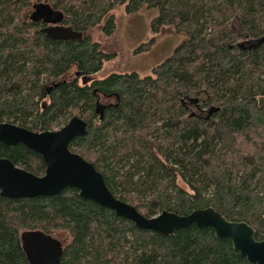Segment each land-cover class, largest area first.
<instances>
[{
	"label": "trees",
	"instance_id": "obj_1",
	"mask_svg": "<svg viewBox=\"0 0 264 264\" xmlns=\"http://www.w3.org/2000/svg\"><path fill=\"white\" fill-rule=\"evenodd\" d=\"M39 4L61 20H34ZM120 7L157 9L151 32L169 27L184 40L150 75L96 78L114 54L88 31L102 24L111 35ZM69 26L81 42L46 31ZM263 95L264 0H0V122L42 132L79 116L87 134L69 149L147 217L212 207L264 238ZM0 157L44 173L41 156L21 144H0ZM36 229L65 235L60 264H249L209 227L140 230L70 187L47 197L0 195V264H28L20 233Z\"/></svg>",
	"mask_w": 264,
	"mask_h": 264
},
{
	"label": "water",
	"instance_id": "obj_2",
	"mask_svg": "<svg viewBox=\"0 0 264 264\" xmlns=\"http://www.w3.org/2000/svg\"><path fill=\"white\" fill-rule=\"evenodd\" d=\"M34 20L57 23L61 16L47 5L39 4L32 13ZM52 38L82 41L83 33L72 27L46 29ZM264 105V95L259 99ZM98 108L102 118L103 107ZM87 134V123L79 116L58 130L42 132L9 122H0V144L7 147L21 144L38 153L44 163L43 175H35L0 157V195L8 198L47 197L60 194L65 188H74L80 197L113 211L117 216L131 221L140 230H150L169 236L175 231L195 224L209 227L215 237L229 241L232 248L245 257L249 264H264V238H255L254 228L245 221L227 220L212 207L195 209L187 215L163 210L147 217L135 206L117 198L107 187L104 178L93 163L69 149L70 142ZM20 241L28 264H60L63 242L42 230H26L20 233Z\"/></svg>",
	"mask_w": 264,
	"mask_h": 264
},
{
	"label": "rangeland",
	"instance_id": "obj_3",
	"mask_svg": "<svg viewBox=\"0 0 264 264\" xmlns=\"http://www.w3.org/2000/svg\"><path fill=\"white\" fill-rule=\"evenodd\" d=\"M34 2L36 0H30V3ZM112 13L115 17V29L111 35L107 36L102 32V24L88 31L90 39L98 42L104 52L114 54L103 63L101 70L94 75L96 78L111 73L136 72L141 77L150 75L152 69L166 60L184 40L183 34H178L169 27L163 28L159 34L151 32V21L158 15L155 8L142 7L128 14L124 7H120ZM147 42L150 43L148 49L138 51V48ZM74 70L71 69L67 76L72 78ZM69 120L57 125L53 130L60 129ZM178 183L182 185L181 181ZM58 239L66 241L65 235H58Z\"/></svg>",
	"mask_w": 264,
	"mask_h": 264
},
{
	"label": "flooded vegetation",
	"instance_id": "obj_4",
	"mask_svg": "<svg viewBox=\"0 0 264 264\" xmlns=\"http://www.w3.org/2000/svg\"><path fill=\"white\" fill-rule=\"evenodd\" d=\"M195 105L194 106H196V108L195 109H198V112L200 113H204V109H201L196 103H194ZM6 158V157H5ZM17 166V165H16Z\"/></svg>",
	"mask_w": 264,
	"mask_h": 264
}]
</instances>
